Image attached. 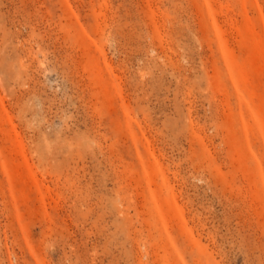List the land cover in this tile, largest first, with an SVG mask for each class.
I'll return each mask as SVG.
<instances>
[{
    "label": "rangeland",
    "instance_id": "374dc122",
    "mask_svg": "<svg viewBox=\"0 0 264 264\" xmlns=\"http://www.w3.org/2000/svg\"><path fill=\"white\" fill-rule=\"evenodd\" d=\"M0 264H264V0H0Z\"/></svg>",
    "mask_w": 264,
    "mask_h": 264
}]
</instances>
